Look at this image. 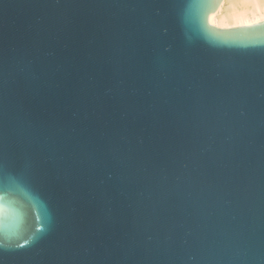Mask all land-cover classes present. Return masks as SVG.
Here are the masks:
<instances>
[{"label":"water","instance_id":"1","mask_svg":"<svg viewBox=\"0 0 264 264\" xmlns=\"http://www.w3.org/2000/svg\"><path fill=\"white\" fill-rule=\"evenodd\" d=\"M223 0H0V264H264V20Z\"/></svg>","mask_w":264,"mask_h":264},{"label":"bare ground","instance_id":"2","mask_svg":"<svg viewBox=\"0 0 264 264\" xmlns=\"http://www.w3.org/2000/svg\"><path fill=\"white\" fill-rule=\"evenodd\" d=\"M264 20V0H223L210 23L218 27H235Z\"/></svg>","mask_w":264,"mask_h":264}]
</instances>
